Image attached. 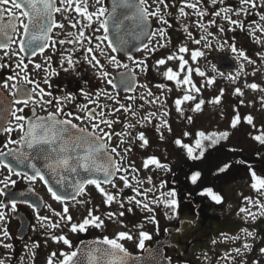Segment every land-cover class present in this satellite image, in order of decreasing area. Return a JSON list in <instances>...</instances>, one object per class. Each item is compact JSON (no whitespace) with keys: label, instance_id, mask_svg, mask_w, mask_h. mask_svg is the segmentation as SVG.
<instances>
[{"label":"snow or ice","instance_id":"1","mask_svg":"<svg viewBox=\"0 0 264 264\" xmlns=\"http://www.w3.org/2000/svg\"><path fill=\"white\" fill-rule=\"evenodd\" d=\"M253 13L258 19L249 21L247 18ZM56 14H60V20L56 19ZM124 21L134 24L132 35L140 41L139 45L133 46L123 35L119 37V44L110 37V22L119 32L125 28ZM56 30H59L58 34ZM170 30L181 31L183 41L175 51L154 59L150 64L149 60L162 49L172 48ZM237 31L245 33L260 46L255 55L264 61V0H236V3L230 0H113L111 9L104 0H0V69L9 67L8 61L16 58L14 74L0 83V88L11 95L13 105L10 112L13 119L6 118L7 126H0V133L7 134V141L3 144L6 150H0V170L8 173L0 179V198H3L0 199V247L13 248L6 241L10 238V214L16 212L18 204H26L33 209L41 228L52 230L66 226L71 233L86 232L90 228L104 229L106 221L127 228L122 219L125 213L139 210L145 215L143 220L133 224L135 232L119 231L112 238L104 236L85 253L87 264H135V258L123 241L135 239L139 249H146V242L153 239V234L145 230L146 225H154L159 231L157 209L162 208L163 215L172 220L179 216L181 207L177 189L170 187L164 190L167 180L161 179L156 184L153 175L141 178L145 171L155 174L161 170L171 172L172 168L159 156L147 154L151 143L146 132L139 129L152 126L160 141L165 140V130L172 133L171 110L167 104L173 88L182 92L172 100L175 112L188 123L193 121V116L187 115L188 111L202 113L206 104L221 105L224 88L207 101L202 98V92L214 85L218 77H225V73L219 71L215 64L208 69L193 68L185 54H190L191 61L197 62L201 57L207 58L205 50L214 46L219 49L227 47L237 60L242 61L235 73L226 76L227 80L235 83L246 75V65L257 64L246 50L237 47L235 36L221 42L227 33ZM189 42L198 47L190 49ZM65 45L71 47L65 48ZM46 50H50L49 55H44ZM57 52V66L53 67V54ZM76 53H81L79 58ZM29 55H40L43 59L25 62ZM81 60L92 70L98 85L92 88L88 80H83L75 92L68 91L65 85L63 89L55 88L62 94H54L52 79L60 76L61 72L80 77L78 68ZM175 61H178L175 68L169 66ZM29 64L32 65L31 71ZM113 69L116 70L115 75ZM259 70L254 68L252 75L255 76ZM150 72L164 81L173 82V86L163 82L153 84L148 78ZM194 72L203 78L199 86L192 78ZM22 84L30 87H22ZM245 87L261 93L258 100L248 103L252 106L258 103L264 111V84L251 82ZM138 88L142 89L139 94ZM121 91L126 95L121 97ZM232 95L241 99L233 108L228 129L200 130L195 133L191 144L182 138L174 139V144L185 150L187 158L202 161L210 149L228 141L232 130L242 123L256 128L255 117L250 113L242 116L240 112L239 106L245 104L242 99L244 90L235 87ZM80 98L84 102H80ZM189 102L192 106L186 109ZM25 109L32 112L31 118L24 114ZM37 109L46 115H37ZM120 113L123 117L117 115ZM116 125L121 126L119 131ZM13 132L20 133L18 139L12 138ZM182 135L193 134L185 131ZM250 135L261 146L258 154L264 163V125L256 134ZM134 148L146 153L140 167L129 156ZM37 161H43L42 167H37ZM234 164L246 166L255 195L244 196L236 213L247 226L235 234L220 233L219 239L211 241L213 246L228 245L227 250L217 253L216 264H262L264 246L257 247V241L264 243V236L255 225L257 221L264 222V172L258 174L247 160L240 159L218 164L215 174L228 175ZM20 166L33 171L30 174ZM45 169L57 177L56 184L64 188L62 193L50 184ZM65 173L75 174L71 184H65L68 179ZM202 175L200 170H192L186 179L196 186L201 184ZM13 176L29 183L42 181L53 200L62 205L61 211H56L51 204L45 205L56 219L41 215L39 205L24 193L17 195L9 191L18 182ZM90 185L101 194L104 205L110 209L116 204L118 209L100 213L99 206L89 207L85 216L74 219L70 202L90 204L89 200L78 199L86 194ZM125 189L132 194H125ZM198 194L209 197L216 204L225 201L224 196L212 187H202ZM49 234L54 242L70 249L59 254V264H84L77 259L80 249L71 250L73 244L67 235ZM38 247V242L32 245L33 249ZM29 252L35 256L34 251L29 249ZM253 253L256 256L249 259ZM158 255L157 251L153 264H158L155 259ZM55 257L57 253L52 252L47 264H53ZM165 259L170 261L168 257ZM203 259L209 261L207 253H203ZM0 264H12L11 257L0 258Z\"/></svg>","mask_w":264,"mask_h":264},{"label":"rangeland","instance_id":"2","mask_svg":"<svg viewBox=\"0 0 264 264\" xmlns=\"http://www.w3.org/2000/svg\"><path fill=\"white\" fill-rule=\"evenodd\" d=\"M236 0H230L231 3H234ZM170 34L172 36V48L171 49H162L159 53H157L154 57L155 59L161 58L163 56H166L170 54L171 51H175L176 47H178L179 43H181L184 39V34L179 30H170ZM235 36L242 39L244 37V40H248V35H246L243 32L237 31L236 33H227L222 39H228ZM250 40V39H249ZM248 40V41H249ZM231 42V40H230ZM252 45V50L254 52L248 53V55L257 60V64L255 66L253 65H246L244 72L246 75H242L235 83L230 82L226 79L227 74H225V77H218L217 81L214 85L211 87L205 88L202 92V98H204L206 101L212 99L214 96H216L219 93L220 88L225 89V96L223 99V102L219 106H214L211 104H206L204 106V110L202 113H191L193 116V122L188 123L185 120H182L181 123L175 124L176 115L173 111L172 113V121H173V130L179 129L178 132H175V137L178 136V138H182L185 143H194L195 136H183V132L187 131L190 133H197L200 130H203L205 132L208 131H217V130H225L228 129L230 120L233 116V108L237 105V102L241 97L233 96L232 93L234 91L235 87H241L244 92L245 96L242 98L245 100L244 105H240V112L241 115L246 114H252L255 117L254 123L256 125V128H252L251 126L247 125L246 123H242L240 126H238L237 129L232 130V136L228 141L221 142L220 145H217L215 149H210L209 152L214 151H225V158L227 160L236 161L237 159H245L248 161V163L257 171L259 172V159L260 155L258 154V149H261V146L254 140H252L251 135H254L257 133V130L261 127V125H264V111L260 109V105L257 103L255 106L249 105V101L253 99H259V96L261 93L259 92H252L251 90L247 89L245 87L246 83L256 82L264 84V61H262L259 57L255 55L257 51L260 50V46L255 44L253 40L249 41ZM238 48L244 49L243 45L237 44ZM188 47L190 49H194L198 46L193 45L189 42ZM227 47L225 49H219L217 47H213L211 50H205L206 51V59L204 57L199 58L197 62H193L190 59V54H185V59L189 60V63L193 68L199 66L201 69H208L214 62H212V56L214 55V52L217 51L219 53H228L230 51H227ZM229 50V49H228ZM245 50V49H244ZM256 51V52H255ZM81 55V53H79ZM142 55L140 53L138 56ZM236 58V57H235ZM154 59H150L149 63H153ZM212 62V63H211ZM242 63L241 60H239V65ZM178 65V61L170 62L169 66H172L175 68ZM86 66L89 68V66L86 64ZM257 68L260 69L256 72L255 76L252 75L253 69ZM163 70V69H162ZM114 71V69L112 70ZM116 73V70L114 71ZM92 74V70H91ZM151 76L155 78H161L160 76L156 75L154 72L149 73ZM210 75L214 73H209ZM149 80L151 78L148 76ZM193 80L195 81L196 85L201 84L203 82V78L199 77L195 72L193 73ZM151 82L154 84V82L151 80ZM156 90V89H154ZM175 88H173V91ZM158 91V90H156ZM142 92V89H138L137 94ZM182 94V92L178 91V94ZM175 94H173L174 98ZM200 97H198L199 99ZM139 102V100H138ZM137 102V103H138ZM189 105L191 102L188 103ZM171 108H174L173 103H171ZM197 119V120H196ZM200 123V125H199ZM198 127V128H197ZM180 136V137H179ZM179 147V146H178ZM235 148L236 151L233 152L231 149ZM172 159L171 164L173 166H178L176 163L180 162L183 163L185 161V155L186 152L184 149L180 148L178 151L175 152L174 147H172ZM208 154V153H206ZM181 175V176H180ZM180 178H177L180 182L178 183H185L184 178L185 176L180 174ZM154 180V179H153ZM252 182V177L250 175V172L247 170L246 166L234 164L233 169L230 171L228 175L220 174L217 176L215 173L213 175V182L211 183V186L215 191L220 192L224 198L225 201L223 204H216L214 201H212L207 196H202L199 194H196L193 196V198L197 201L202 203L201 210L203 211V220L201 224L198 226H192L189 223L185 224L183 226V231H181L180 239L177 240V243L183 247H185L186 254L185 257H187V262H183L181 259V253L178 251L173 250L172 253L177 254L176 256L172 254L170 251L167 252V255L172 259L174 264H204L203 261V255L200 256V251H202V248H206L207 250H211V246L213 248V253H218L219 248L221 245L213 246L211 244V241L213 239H219L220 233H228V234H235L239 231L241 227L247 226L244 224V222L240 219L239 216H237V211L240 206L243 204V197L248 195H255L253 190L250 187V184ZM184 197V194H182V199ZM184 208L190 209L192 211V204L185 202L182 204ZM113 208L118 209L117 205H112ZM107 211H116L111 209H103L100 211V213H105ZM159 214V213H158ZM145 213L142 215L144 217ZM143 217H137L134 218L133 221H136L135 223H139L141 220H143ZM124 218V219H123ZM124 223L128 226L127 228L121 227L118 223H111L106 221V229L104 230L109 236L114 237L116 233L119 231H127L132 230L135 232V229L132 228L133 224H131L128 217H123ZM179 216L176 218L178 219ZM176 219H172L171 221H175ZM172 223L168 222V225ZM177 223H175L176 225ZM154 227V225H152ZM258 230L260 231L261 235L264 236V222L257 221L255 225ZM227 227H231V232L227 230ZM148 225H146L145 230H148ZM198 229V230H197ZM235 231H234V230ZM227 230V231H226ZM152 233V232H151ZM126 245H128L131 248H134L138 250L137 247V241L133 244L132 240H125L123 241ZM147 243V242H146ZM201 244V245H200ZM200 245L198 248L199 250L195 249V246ZM228 246V245H227ZM264 246V243H261L260 241H257V247ZM191 256V257H190ZM256 256V253L250 254L249 259H252ZM189 257V258H188ZM262 264H264V258H261Z\"/></svg>","mask_w":264,"mask_h":264},{"label":"flooded vegetation","instance_id":"3","mask_svg":"<svg viewBox=\"0 0 264 264\" xmlns=\"http://www.w3.org/2000/svg\"><path fill=\"white\" fill-rule=\"evenodd\" d=\"M111 1L112 0H104L105 4L109 7V9H111ZM150 2H151V0H150ZM234 3H236V1H234ZM56 19L57 20L61 19L60 14H56ZM247 19L250 21L252 19H258V17L255 16V13H253V15L248 17ZM111 26L112 25L110 22V29H111ZM56 32L58 34L59 30H56ZM60 38H63V36H60ZM0 39H2V37H0ZM64 47L70 48L71 46L65 45ZM58 48H59V46H58ZM60 50L62 51V49H60ZM0 54H2V53H0ZM49 54H50V50H46L44 55H49ZM75 55L77 58L80 57L79 53H76ZM58 58H59L58 52L56 54H53V61H52L53 67L57 66ZM42 59H43V57L40 55H37L36 57H32L31 55H29L28 57L25 58V62H27L28 60H35L36 62H40ZM6 60H7V58H6ZM15 60H16V58H12L11 60L8 61L9 67L0 69V83H2L3 80L6 79L9 75L14 74ZM239 66L240 65H238V69H239ZM31 69H32V65L29 64V71H31ZM78 71H80V73H81L80 77H76L72 73H63V72H61L60 76L54 77L52 79V84L54 86V94H57V95L62 94L60 92H56L55 88H56V86H59L61 89H63L65 85H67L68 91L75 92V91H77L78 87L82 86L83 80H88L89 86L92 88H95L98 85L99 82L95 79L93 73L91 74V69L88 68L86 66V63H84L82 60H81L80 66L78 68ZM151 80L154 83L163 82V83H167L168 85H170L169 82L162 80V78H155L152 76ZM21 86L22 87H30L29 85H23V84ZM120 95H121V97H123L124 95H126V93L120 92ZM172 97H173L172 95L169 97L167 107L171 110V116L169 117V121H170L171 125L173 126L172 113H173V111L175 112V108H173V109L171 108ZM80 102H84L83 98H80ZM138 103H140V101ZM12 107H13V105H12L11 95L9 94V92L7 90L0 88V126H7L6 118H7V120L13 119L10 115ZM185 107H186V109L191 108V106H188V104ZM69 108H71L73 111H75V108H73L71 105H69ZM191 113L192 112L188 111L187 115H191ZM24 114L26 116H28L29 118H31L33 115L29 109H25ZM36 114L37 115H46L45 112H41V111H39V109H37ZM117 115H120L121 117H123L122 113L117 114ZM175 115H176V120H175L176 125L181 123L182 120L187 121L186 119H182L176 112H175ZM199 125H200V123H199ZM115 127H116L117 131H119L121 128L120 125H116ZM139 130H144L146 132V135L148 136V138L150 140L151 147L147 150V154H155V155L159 156L162 159V161L169 163L171 168H172L171 172H164L161 170L159 172H156L155 174H153L152 172H149V171H145L141 174V178H144L148 175H153V177L157 176L158 177L157 180L156 179L153 180L154 183L159 184L161 179L168 181V184L166 185V187L164 189L165 191H167L168 188L171 187V188H176L180 195L182 193L183 194L186 193L187 188L189 186H187V184L179 185L177 178H180V176H181L180 174H182V176L183 175L186 176L192 170H200L201 172H203V168H204L203 160L202 161H192L189 158H187V155H185V161L183 163L177 162L176 164L178 166H176V165L173 166L171 164L172 153H173L172 147H174L175 152L178 151V149H179V147L177 145H175L173 142L175 138H178V136L175 137V132L177 133L179 129L173 130L172 133H168L165 130V140L164 141L159 140V136L154 131L152 126H147L146 128L139 129ZM192 134L195 136V133H192ZM11 135H12L13 139H18L20 133L19 132H13ZM6 141H7V134L0 133V150H6V149H3V144L6 143ZM113 143H115V140L113 141ZM145 154H146L145 151L134 148L133 152L130 153L129 156L132 160H134L136 162V166L140 167L141 160L145 156ZM9 159H11V158H9ZM261 163H260V168L263 170L264 166H263V163L262 164ZM25 171H27V170L25 169ZM0 173H2V174H0V179H3L4 176L8 175L6 170H0ZM12 178L17 179L18 182H17L16 186L10 187L9 191L15 192V193H17V195H19L20 193H24L25 196L29 200H31L32 202L39 205L41 215H47V216L52 217L53 219H56L53 216L52 212L45 205L51 204L52 207L56 211H61L62 205L59 202H56L55 200H53V198L51 197V194L47 191V186L44 185L42 181L37 180L35 182L29 183L28 181L20 180L15 176H13ZM117 183H120V182L117 181ZM197 186L198 185H196V186L193 185L195 193L198 194L201 191V189H196ZM189 188L192 191V186H190ZM30 189H35V191L32 192V191H30ZM125 194L131 195L132 193L130 192V190L125 189ZM0 199H3V198H0ZM78 199L89 200L91 203L88 205H80V204H77L75 202H70L71 214L73 215L74 219L82 218L83 216H85L87 214V210L89 207L99 206V211H101L103 209H109L106 205L103 204L101 194L91 185L87 187L86 194L82 197H78ZM185 202L192 204V211L190 209L183 207L182 204H184ZM200 204H201V206L199 207ZM113 205H116V204H113ZM201 208H202V203L197 202L193 197H184L183 199L181 198V207L179 210V219L176 222L170 224V226L172 225V226L176 227L175 223H178L180 220H185L183 226L186 223H190L188 220H192V219L196 218V216H197L196 211L197 210L200 213L201 218H200V221L194 225L198 226L203 220V211L201 210ZM110 209L111 210H117L116 208H113L112 206ZM143 214L144 213L140 212L139 210H136L133 213H127L126 212V217L130 218L129 220L132 221V222H130L131 224H135L136 221H133V219L137 218L138 216L140 217ZM10 215H11V220H10L9 225H8L9 232H10V238L6 242L11 243L13 245V248L11 250H9V249H5L3 247H0V258H5V257L10 256L12 259V264H21V258H23V264H47L52 252L57 253V257L53 258V264H59V258H60L59 254L63 251H70V249L62 243L58 244V243L54 242L51 239V235L49 234V232H51L53 234H57V235H60V234L67 235L73 244V249H71V250H75L76 247L78 246V244L84 240L103 239L104 236H108L109 238H112V236H109L104 231L106 228H104V229L90 228L88 231L81 232V233H71L69 231V228L66 226L62 227V228H58V229H52V230H49L46 228H41L40 223L36 219V216H35L33 209L28 207V205H26V204H18L16 212L14 214H10ZM157 218H158L159 224H160V226H159L160 231H157L153 226H151V227L148 226L149 232H152V234H153V239L150 241V243L148 245H153L157 239L163 237L164 235L161 236V231L163 229H165L166 226H168V222L171 223V220L167 219L163 215V209L162 208L157 209ZM33 226H35V227H33ZM183 226L180 228L181 231H183L182 230ZM180 232L176 231L173 234V245H172L171 249L180 252L181 253L180 256L183 257L184 255L186 256V254L184 253V252H186L185 247L183 249V247H181L177 243V240L180 239V234H179ZM35 242L39 243V247L33 249L32 245ZM25 245H27L28 248H25ZM200 245L195 246V249L199 250L198 247ZM29 249H31L32 251L35 252L34 257H32L30 255ZM127 249L131 252L138 251V250L132 249V248L131 249L127 248ZM222 249L226 250L225 247H222ZM201 250H202V252H204L206 250V248H202ZM140 251H142V250H140Z\"/></svg>","mask_w":264,"mask_h":264},{"label":"water","instance_id":"4","mask_svg":"<svg viewBox=\"0 0 264 264\" xmlns=\"http://www.w3.org/2000/svg\"><path fill=\"white\" fill-rule=\"evenodd\" d=\"M130 26H134V24L130 23ZM119 35H127L128 39H130L131 44L133 46L139 45L140 41L136 40L134 37H132V31L128 30L127 33L123 32V33H118ZM113 37L116 38V35L114 34V32H112ZM119 42V39L117 40ZM218 66L220 67V70L223 71H235L237 68V64L236 61L234 59H232L230 56L228 55H218L215 57ZM43 163V161H41ZM46 174V178L49 179L50 184L54 187V189H56L59 192H63L64 188L61 187L60 185L56 184V177L51 173V172H47L45 171ZM65 175L68 177V179L65 181V184H71L73 177L75 176V174L73 173H65ZM70 190V189H69ZM199 218H197L196 220H194L193 222H196ZM183 223L180 222V226ZM174 228H167L166 232L167 235L164 239L159 240L153 247H149L147 248L143 253L141 254H133L132 256L135 258V264H153V256L157 253H159L158 256H155L156 261H158V264H172L171 260H166L165 257L166 256V247L167 246H171V237L172 234L174 232ZM95 242L96 240H87L82 242L77 249H80V253L77 257V259L84 261V264H87L86 259H85V253L88 252V250L90 248L95 247ZM150 253L152 255H150Z\"/></svg>","mask_w":264,"mask_h":264},{"label":"trees","instance_id":"5","mask_svg":"<svg viewBox=\"0 0 264 264\" xmlns=\"http://www.w3.org/2000/svg\"><path fill=\"white\" fill-rule=\"evenodd\" d=\"M238 44L243 45L245 50H248L252 47L250 45V42H248V40H243V39H238ZM261 160V158H260ZM229 160H227L225 158V151H214V152H210V154L208 153L203 161L204 164V170H203V176H202V181L201 184H199L197 186L196 189H201L202 187H209L211 186V183L213 182V175L215 173V169L216 166L222 162H228ZM231 161V160H230ZM264 166V163H263ZM260 174L262 172H264V169L261 170L259 169ZM186 179V176H185ZM231 227H227V230H230Z\"/></svg>","mask_w":264,"mask_h":264}]
</instances>
